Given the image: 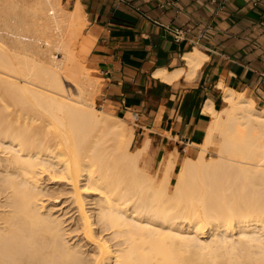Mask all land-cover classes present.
Instances as JSON below:
<instances>
[{
  "label": "bare ground",
  "instance_id": "1",
  "mask_svg": "<svg viewBox=\"0 0 264 264\" xmlns=\"http://www.w3.org/2000/svg\"><path fill=\"white\" fill-rule=\"evenodd\" d=\"M22 10L31 12L33 25ZM0 22V147L8 152L0 160L6 174L0 207H10L0 211V264H264V197L249 199L264 191V110L251 98L220 84L226 105L215 109L208 101L203 108L211 117L203 141L214 131L222 136L218 157L207 158L203 143L206 150L190 149L172 192L175 157L156 185L139 166L142 150L124 140L134 113L96 108L91 73L74 74L78 96L65 95L61 75L71 68L86 25L78 3L68 11L61 0H0ZM33 28L45 38L33 36ZM44 45L63 51L64 59L39 60L43 66L20 59L47 53ZM206 58L194 48L184 54L185 67L155 75L192 78ZM46 171L58 172L45 176L60 193H71L75 246L61 234V219L42 210ZM110 229L116 244L106 237Z\"/></svg>",
  "mask_w": 264,
  "mask_h": 264
},
{
  "label": "crops",
  "instance_id": "2",
  "mask_svg": "<svg viewBox=\"0 0 264 264\" xmlns=\"http://www.w3.org/2000/svg\"><path fill=\"white\" fill-rule=\"evenodd\" d=\"M172 1L161 9L157 0H61L83 10L79 55L100 80L102 104L117 116L137 113L138 149L159 173L171 155L176 168L181 151H198L211 122L204 106L226 105L220 84L264 110V0ZM194 48L207 55L196 76L155 75L185 67Z\"/></svg>",
  "mask_w": 264,
  "mask_h": 264
},
{
  "label": "rangeland",
  "instance_id": "3",
  "mask_svg": "<svg viewBox=\"0 0 264 264\" xmlns=\"http://www.w3.org/2000/svg\"><path fill=\"white\" fill-rule=\"evenodd\" d=\"M18 1H22V0H18ZM68 11H71L74 7H72V6H69V5H67V4H62ZM23 12H25L24 14L22 13V12H20V14L22 15V17L23 18H26V19H28V20H26V21H28V23L29 24H31V25H33V23L35 22V20L34 19H32L33 18V15L30 17V14H31V12L29 11V10H22ZM18 12V13H19ZM19 14V15H20ZM29 16V17H28ZM3 23H5V22H0V29H5V26L4 25H2ZM86 26H87V23H86V25L84 26V28H83V32H82V36H81V38H80V40H79V43H78V46H77V49H76V55L73 57V58H70L69 60V67L71 66V68L70 69H72L73 70V72L69 69L66 73L64 72L63 73V75H61V78H62V81H63V87H64V89H65V95H67V96H69V95H71L72 97H77L78 96V93H79V89H78V87H77V85H75V83H74V81H73V78L74 77H72L74 74H80L82 71H84V70H87L88 72H89V74L91 73V75H90V78H91V80H93V79H95V81H96V84H97V87H98V89H97V91L95 92V94H94V102H95V107L96 108H98V109H102V110H105V111H107V112H109V113H111V114H114V112L113 111H111L109 108H107L106 106H104L103 104H102V101H101V91H100V80L95 76V71H94V69L92 68V67H90L88 64H87V62L83 59V58H81V56L79 55V47H80V44H81V40L83 39V34H84V31H85V28H86ZM65 27V26H64ZM32 27H30V29H31ZM35 29V34L36 35H33V36H38V37H41L42 39H44L45 38V36H46V34L44 35V31H42V30H40V29H38V28H33V30ZM70 29V28H69ZM6 31V30H5ZM4 30H3V32H5ZM32 31H30V32H28L29 34L31 33ZM34 32V31H33ZM27 33V34H28ZM32 34H34V33H32ZM31 34V35H32ZM44 36V37H43ZM6 38V37H5ZM28 42V41H27ZM42 44H44V41L43 40H41L40 41ZM44 47L46 48V46L44 45ZM48 48V47H47ZM47 48L46 49H43V50H45V51H48L47 53L45 52H42L43 54H44V56H46L45 57V59H44V56H43V54H41V55H39V53H38V55H37V52L38 51H36V54L35 53H30V52H28V53H24V54H22V55H19L20 56V59L21 60H24V61H28V63H40L39 62V60L40 61H43L44 63L46 62L45 60H46V58H49V60L52 58V59H54V60H63L64 58H63V54H64V52L63 51H61V50H59L58 48H56L55 46H51V48H50V46H49V50H47ZM8 50V49H7ZM33 51H35V50H32L31 52H33ZM49 53V54H48ZM46 54V55H45ZM51 56V57H50ZM43 57V58H42ZM43 59V60H42ZM47 61H48V59H47ZM42 62V63H43ZM42 63H40L41 65H42ZM43 63V65H46V64H48L47 62L44 64ZM42 65V66H43ZM39 68V67H38ZM71 75V76H70ZM69 76L71 77V78H69ZM93 78V79H92ZM21 81V80H20ZM129 112H132V111H129ZM133 113V112H132ZM121 117H124V115H120ZM135 118L136 119H132L133 121H125V124H126V122H127V127H126V139H124V140H131L132 141V145H131V150L132 151H134V150H136V148H138V145H139V143H140V139H139V135L137 134V124H138V118L135 116ZM135 120V121H134ZM205 137H206V135H205ZM205 137H204V139H205ZM207 138V137H206ZM203 139V140H204ZM210 139V141H208V139H206V141H207V143H204V142H206V141H203L202 143L203 144H205V146L207 147L206 149H207V151H205V156L207 157V158H209L210 156H212V157H218V152H219V149H220V147H221V141H222V136L218 133V132H216V131H214L213 132V134H212V136H211V138H209ZM109 143H112V142H109ZM202 143H200V144H198L197 145V147H198V152H201V150H203V148L205 147V146H201V144ZM202 144V145H203ZM207 144H208V146H207ZM125 145H126V142H124V144H123V147H125ZM2 148L0 147V160L3 158V157H5L6 155H8V152L7 151H3V150H1ZM205 149V148H204ZM205 149V150H206ZM2 151V152H1ZM203 152V151H202ZM6 153V154H5ZM181 154H182V157H181V159H180V162L176 165V168H175V171H174V173H173V175H172V179H171V191L173 192V188H174V186H175V183L178 181V179H179V176H180V168H181V166H180V164H182L181 163V161H183V158L187 155L186 154V152H184V151H181ZM2 155V156H1ZM145 155H146V153L145 152H143L142 153V155L140 156V160H139V165L141 166V167H144L145 169H146V174L149 176V177H151L153 180H154V182H155V184L156 185H158L161 181H160V179H162V172L161 173H159V166L160 165H157V166H150V165H147L146 164V160H145ZM179 166H180V168H179ZM1 168V167H0ZM4 173V174H3ZM46 173V174H45ZM44 174H42V176H41V179H40V184L42 185L41 186V193H40V198L42 199L41 201H42V205H43V211L45 210V212L46 213H51V214H53V216H57L59 219H61V221H62V223L61 224H63V225H61L60 224V227H61V229H62V231H61V234L63 235V233L66 235V237H65V235H63V237H65L64 239L65 240H67V243L68 244H71V243H73L74 244V246L78 243L79 244V242H78V238H79V236L77 235V232H75L74 231V229H75V226H74V222H73V219H71L73 216L75 217V215L76 214H74V211H73V209L71 208L72 207V205L70 204V202H71V200H69L70 198V194L68 195V194H66V193H68V192H66V191H64V193H60V191H59V185L58 184H54L53 182H51V179H48L49 177H52V176H54V174L56 175H58V172L57 173H52V175L51 174H49L50 172L48 171H46ZM2 175V176H1ZM5 172H1L0 173V182H3V179H1L2 177H4L5 178ZM48 177V175H50L48 178L46 177V176ZM59 176V175H58ZM59 178V177H58ZM49 181H48V180ZM42 182V183H41ZM262 186V188H263V186L264 185H261ZM58 187V188H57ZM261 188V190H264V188L262 189ZM55 190V191H54ZM170 191V192H171ZM59 192V193H58ZM66 192V193H65ZM264 192V191H263ZM263 192H261V193H259L258 195H256L255 197H253V198H249L250 200H255L256 198H257V196H259V198H261V197H264V193ZM244 193H253L250 189H248V188H244ZM56 194V195H55ZM56 197H57V199H56ZM91 197H95V195H92ZM90 196H87V198H86V201H88L90 198H91ZM97 197V198H96ZM95 198L96 199H98L99 198V196L97 195ZM162 197H163V199L165 198V200H167V198H168V200H169V196H166V197H164L163 195H162ZM162 199V200H163ZM171 199V198H170ZM68 200V201H67ZM55 201V202H54ZM63 203V204H62ZM66 203V204H65ZM71 205V206H70ZM3 207H0V211H4L5 210V208L3 209ZM6 210H10V207L7 209L6 208ZM5 210V211H6ZM48 210V211H47ZM67 210H69V211H67ZM70 211H71V213H70ZM73 212V213H72ZM68 213V214H67ZM68 216H67V215ZM73 214V215H72ZM55 216V217H56ZM68 217H70V218H68ZM68 219V220H67ZM70 219V220H69ZM69 221H71V222H69ZM68 222V223H67ZM65 224V225H64ZM67 224V225H66ZM71 227V228H70ZM72 227H73V229H72ZM65 229V230H64ZM73 230V232H75V233H73V232H71L72 230ZM238 229H236V232L238 233V231H237ZM67 231V232H66ZM99 231H102V228L101 229H99ZM113 230L112 229H110L109 231L108 230H105V233L107 232V238L109 237V238H111L110 239V241H112V243H114V244H116L115 242H117V240H118V238L117 237H115V236H113L114 235V233H111ZM71 232V233H70ZM111 234H109V233ZM72 234H74V235H72ZM108 234H109V236H108ZM238 234H236V236H237ZM73 236H75V237H78V238H74ZM212 235H210V232H208L207 233V237L205 238V239H207V241L208 242H210L211 241V238H213V237H211ZM236 236H234V237H236ZM73 238V239H72ZM78 239V240H77ZM116 239V240H115ZM64 240V241H65ZM74 241V242H73ZM66 242V241H65ZM71 242V243H70ZM113 244V245H114ZM210 244V243H209ZM72 245V244H71ZM73 246V245H72ZM210 248V247H209ZM83 249H86V248H83ZM86 250H88V249H86ZM90 251V250H89ZM87 252V251H86ZM86 252H85V254H86ZM219 252H222L221 250L220 251H217L216 253H219ZM89 253V252H88ZM91 253V252H90ZM243 254H247V252L246 251H244L243 252ZM250 254V253H249ZM245 257V256H244Z\"/></svg>",
  "mask_w": 264,
  "mask_h": 264
},
{
  "label": "built area",
  "instance_id": "4",
  "mask_svg": "<svg viewBox=\"0 0 264 264\" xmlns=\"http://www.w3.org/2000/svg\"><path fill=\"white\" fill-rule=\"evenodd\" d=\"M173 3L172 0H157V5L161 9H165L168 5H171ZM180 39V31L175 30V40L178 41ZM135 116L137 117V113H135Z\"/></svg>",
  "mask_w": 264,
  "mask_h": 264
}]
</instances>
